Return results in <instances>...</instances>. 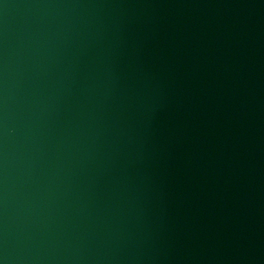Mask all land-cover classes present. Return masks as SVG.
<instances>
[{
  "label": "water",
  "instance_id": "water-1",
  "mask_svg": "<svg viewBox=\"0 0 264 264\" xmlns=\"http://www.w3.org/2000/svg\"><path fill=\"white\" fill-rule=\"evenodd\" d=\"M0 264H264V0H0Z\"/></svg>",
  "mask_w": 264,
  "mask_h": 264
}]
</instances>
